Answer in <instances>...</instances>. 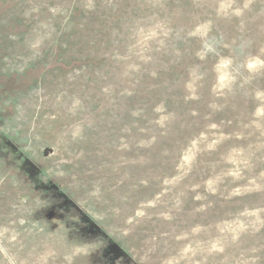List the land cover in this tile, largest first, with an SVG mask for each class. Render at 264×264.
<instances>
[{
    "label": "rangeland",
    "instance_id": "1",
    "mask_svg": "<svg viewBox=\"0 0 264 264\" xmlns=\"http://www.w3.org/2000/svg\"><path fill=\"white\" fill-rule=\"evenodd\" d=\"M0 264H264V0H0Z\"/></svg>",
    "mask_w": 264,
    "mask_h": 264
}]
</instances>
